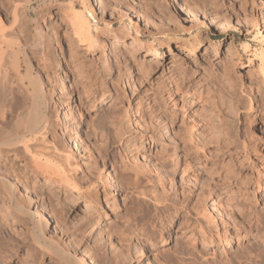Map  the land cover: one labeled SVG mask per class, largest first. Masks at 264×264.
I'll return each mask as SVG.
<instances>
[{
  "label": "rangeland",
  "instance_id": "374dc122",
  "mask_svg": "<svg viewBox=\"0 0 264 264\" xmlns=\"http://www.w3.org/2000/svg\"><path fill=\"white\" fill-rule=\"evenodd\" d=\"M7 1H0L2 17L4 9L9 6L10 1ZM43 1L36 0L32 4L31 17L35 21L40 12L45 18L48 16L47 30L42 25L43 33L53 42H50L56 51L53 55L58 60L52 68L55 71L51 69V75L45 80L47 90L56 89L54 102H61L54 109L60 114L59 119L63 120H59L60 125L52 135L63 142L65 145L59 143L66 146L77 160H71L78 165L73 167L74 173L70 172L72 176L76 175L74 184L77 188H71L69 181H61L62 175L56 179L54 173L49 175L50 171L42 169L40 172L36 166L33 169L29 154H21L14 159L10 155V172L7 176L4 173V176L13 181L14 174L24 169L28 191L25 192L17 181L12 182L15 184L13 190L15 194H20L18 198H23L24 207L28 204L31 214H24L30 218L27 220L28 217L21 215L23 213H17L24 216L23 219L13 213L14 220L11 221L4 209L8 199H5L6 195H0V212L5 211L0 213V264H65L69 260L62 253H56L55 249L57 255L49 251L47 244L52 241L54 247L64 244L66 247L61 249L65 248L73 256L75 254L86 262L84 264H238L234 260L235 255L240 257L242 253L238 247L256 254L259 247L255 237H249L247 241L246 237L240 236V242L234 240L226 246L223 232H227L225 235L236 233L235 227H227V223L231 218L236 219L235 214L238 213H223L219 207L226 200L230 204L237 203L247 195L249 200H253L256 171L241 158L238 145L242 140L255 144L250 147V160H253L255 168L264 165V74L260 68V52L264 50V0H147L150 5H145L146 0H133L131 5L141 8V11L143 9L148 21L147 16L150 12L153 14L152 17L150 15L152 21L145 24L129 11L127 16L115 19L112 32L123 36L122 26H128L129 14L130 24H136L143 46L156 49V55H163V59L156 58L145 47L130 51L127 43L132 41L135 31L125 36V46L117 49L121 51L124 48L121 54L117 50L106 48L103 51L98 48V51L96 48L91 56H80L73 49L69 19H66L71 11L69 1L60 0V5ZM72 1L76 10L72 9L71 13L79 12L81 0ZM89 4L93 6L96 18L105 23L110 13L118 16L112 7L103 12L97 0H89ZM210 14L219 18L212 20ZM32 28H29V34L28 30L21 33L24 35L22 38L18 34L22 42L25 37L29 39L27 52L30 54L36 50L30 43V36L34 34ZM97 29H104L103 23ZM53 30L54 33L50 34ZM92 33H95L94 27ZM54 34L57 43L53 41ZM177 49L183 53H177ZM72 51L80 57L75 53L73 56ZM174 56L177 59L176 71L169 68L172 64L169 57ZM102 57L103 60H100ZM77 61H83L79 63L81 67L77 66ZM102 64L106 69L98 75L95 69ZM183 66L185 70L181 69ZM100 79L105 82L100 84ZM232 102L237 105L238 111L230 106ZM196 109L202 113H195ZM12 122H9L8 128L13 127ZM52 135L48 136L51 141ZM23 159H26L25 162ZM188 163L190 168L186 170ZM196 175L197 181L194 182ZM3 192L0 188V194ZM41 193L46 198L52 196L43 205L35 198ZM28 198L31 202L26 203ZM156 198L163 201L162 208L158 210L155 208ZM52 205L54 207L49 209ZM261 205L262 202L257 204V209H261ZM35 210H41L39 219L44 217L40 219L42 230L40 226L34 229L36 224L32 214ZM200 213L205 214L202 215L205 220ZM60 218H63L62 222H57ZM98 221L99 229L96 227ZM198 226H207L202 229L207 232L205 235L218 233L222 241L219 242L213 234L215 240L210 248L207 241H200L205 235L202 237ZM252 229L247 235L253 234L257 238L264 234V230L258 231L254 226ZM38 233L49 240H39L42 237L39 238ZM85 245L87 249H92L91 252L104 253L105 259L97 254L90 261L84 254L87 250ZM96 258L102 263H96Z\"/></svg>",
  "mask_w": 264,
  "mask_h": 264
},
{
  "label": "bare ground",
  "instance_id": "6f19581e",
  "mask_svg": "<svg viewBox=\"0 0 264 264\" xmlns=\"http://www.w3.org/2000/svg\"><path fill=\"white\" fill-rule=\"evenodd\" d=\"M1 1V0H0ZM3 1V0H2ZM10 1V2H8ZM8 7L5 8V14H4V17H2L3 15H1L2 11L0 10V188L2 189V191H4L3 193L4 194H0V195H6L5 199H8V205L7 207H5L6 205H4V209L5 211H7V216L11 219V221L14 220V215L17 213H23L21 215H24L26 213H30V211L27 209L29 208L27 205L26 207H24V201H22V199L18 198L19 197V193L17 195V193L15 194L14 190L15 189V184L12 183L13 181H17L20 182L22 184V186L24 187V191L27 192L28 191V187L27 185H25V180L24 178H26V174L24 172V169H22L19 173L17 174H14V180L13 181H10L8 180V177L5 178V176H7V173L10 172V168H9V165L11 164L10 162L11 159H9L10 155L13 156V159L18 157L19 155L22 154V156L24 154H29L31 155V159H32V162H33V169H34V166H36L35 168H38L39 171L40 170H46V171H50L49 175L51 174V176H53L52 174L54 173V177L59 178L60 175L63 176V179L61 178V181H65L70 184V187L71 188H77V184H74V182L76 181L75 179V174L74 176H72V173L75 172V169H73V167H75L76 163H72L71 160H75L77 161L73 156H72V153L69 152L66 148V146H63L65 144H63V142L61 141H58L57 138L55 136H53L52 134L55 133V129L56 127H58L60 124H59V115L57 114V110L54 109L55 108V105L57 106L58 108V105L61 104H57L56 102H58V100L56 102H54V93L56 91V89H50V90H47L46 89V82L45 80L47 78H49V76L51 75L50 74V71L51 69L53 68V65H55V63L58 61L55 60V53L56 51L54 50V46L51 43H53L51 41V39L49 40L48 38H46V35L43 33V26L46 27L48 25V22H46L47 18H45V16L43 14H40L37 16V19L34 21L32 20V17H31V6L34 2H36V0H8ZM43 1V0H42ZM69 1V4H70V9L72 11V9H75V3L72 1V0H68ZM132 1L133 0H97V3L100 5V8L103 10V12H105V10L108 12L109 10V7H112L113 9H115L114 11H117V17L114 16L113 13H110L109 14V19L107 20V22H103V20H100V19H97L95 14H94V8L93 6H91L89 4V0H81V5H80V8L81 10L79 12H72L69 11V15L66 17V19H69L68 20V25L70 27V30H71V34H72V39H73V43H74V50L76 51L77 54H80V56H83V57H86L87 55H90V54H93L94 51L98 50V48H101V50H105L106 48L107 49H110L111 51H115V50H120L123 46H125V41H124V38L125 36L127 37L130 32L132 31H135L132 37V41H130L129 43H127L128 45V48H130V51H137V49H142V48H146V50L148 52H152V54L158 58V59H163V55L162 56H158L156 55L157 54V50H152V48L150 46H143L144 44L141 43L142 40H141V36H139V33L137 30H136V24L135 26L134 25H131L130 24V15L128 14V18H129V24L128 26L124 25L122 26V30H124L122 32L123 36H117L116 32H112V26L114 24V21L115 19H119V18H123L125 16H127V12H131L132 15L135 16V18H140L142 19L143 22H145V24L147 23V18H146V15L143 13V9L141 11V8L139 9H136L134 6H132ZM141 1H144V0H141ZM155 1V0H154ZM173 1V0H172ZM5 2V0H4ZM3 2V3H4ZM50 3L52 4L53 2H55V4L59 3L60 0H44L43 3ZM151 2V0H150ZM156 2V1H155ZM207 2V1H206ZM210 2V1H209ZM214 2V1H213ZM212 2V3H213ZM2 3V2H1ZM1 3H0V8H1ZM140 3V2H139ZM147 3V0L145 2V5ZM149 3V2H148ZM147 3V4H148ZM210 3L211 5L210 6H214V4ZM42 4V3H41ZM47 4V3H46ZM45 4V5H46ZM49 4V5H50ZM141 4V3H140ZM154 4V3H153ZM208 4V3H206ZM7 5V3L5 4ZM4 5V6H5ZM60 5V4H58ZM150 5V3H149ZM192 5V4H191ZM57 6V5H56ZM69 6V5H68ZM156 6V5H155ZM158 6V5H157ZM205 6V4H204ZM6 7V6H5ZM59 7V6H58ZM63 7V6H62ZM138 7H139V4H138ZM144 7V6H143ZM142 7V8H143ZM193 7V6H190V8ZM47 8V7H46ZM65 8V7H64ZM146 8V7H145ZM149 7L147 6V9ZM152 8H156V7H152ZM188 8V7H187ZM199 8V7H198ZM203 8V7H201ZM200 8V9H201ZM207 8V7H205ZM60 9V8H59ZM34 10V9H33ZM61 10V9H60ZM76 10V9H75ZM149 10L151 11V8H149ZM186 10V9H185ZM188 10V9H187ZM203 10V9H202ZM36 11V10H35ZM112 11V10H111ZM155 11V10H154ZM190 11V10H189ZM200 11V10H199ZM46 12V11H45ZM43 12V13H45ZM106 12V14H107ZM148 12V10L146 11ZM153 12V11H152ZM191 12V11H190ZM213 12V11H212ZM215 12V10H214ZM217 12V11H216ZM197 13V12H196ZM49 14V13H48ZM216 14V13H214ZM214 14H210L212 20H216L217 18L219 17H216L214 16ZM148 15V13H147ZM150 15H151V12H150ZM150 15L147 16L149 17V21H152L150 20ZM153 15V14H152ZM151 15V17H152ZM219 15V14H218ZM50 16V14H49ZM209 16V17H210ZM133 17V16H132ZM210 18V19H211ZM216 18V19H214ZM230 18V17H229ZM228 18V19H229ZM50 19V18H49ZM152 19V18H151ZM227 19V20H228ZM230 22V20L228 21ZM50 23L49 22V26H50ZM103 23L104 25V29H97V26L99 24ZM153 23V22H152ZM43 25V26H42ZM46 25V26H45ZM220 25V24H219ZM48 26L49 29H51L50 27ZM226 26V25H225ZM30 27H33L34 28V34L32 36H30L31 38V41L30 43H33L34 47H32L33 49L35 48L36 50L33 52V53H28L27 51V48H28V42H29V39L27 37L24 38V41L22 42L20 38H22V34H24L25 31L28 30V33L29 34V28ZM52 27V26H51ZM94 27V30H95V33L93 34L92 33V29ZM32 28V29H33ZM224 29V28H223ZM47 30V27L46 29ZM33 31V30H32ZM55 30H53L52 32H50V34L54 33ZM26 33V32H25ZM48 33V32H47ZM46 33V34H47ZM18 34H20V36H18ZM56 34V32H55ZM53 35L55 36V39L53 40L54 42L57 43V39H56V35ZM49 35V33H48ZM51 36V35H50ZM48 36V37H50ZM52 36V37H53ZM59 38V37H58ZM70 38V37H69ZM195 41V40H194ZM59 42V41H58ZM72 43V42H71ZM72 43V44H73ZM196 43V42H195ZM58 45V44H57ZM192 45V44H191ZM194 45V44H193ZM52 46L54 49H52ZM61 48V47H60ZM72 48V47H71ZM127 48V47H126ZM151 48V49H150ZM168 48V47H167ZM31 48H29V51H30ZM124 49V48H123ZM123 49L121 51H123ZM131 49H134V50H131ZM59 50V49H58ZM116 51L117 53L121 52V51ZM99 51V50H98ZM101 51V52H103ZM73 52V51H72ZM100 52V53H101ZM129 52V51H128ZM54 53V55H53ZM74 53L73 52V56H74ZM75 53L76 56H78L77 54ZM111 53V52H110ZM114 53V52H113ZM177 53L181 54L183 52H179L178 49H177ZM102 54V53H101ZM112 54V53H111ZM121 54V53H120ZM123 54V52H122ZM104 55V54H103ZM115 55V54H114ZM118 55V54H117ZM131 55V53H130ZM134 55V54H133ZM166 55L169 56V53H167ZM177 55V54H176ZM184 55V54H182ZM187 55V54H186ZM78 56V57H80ZM91 56V55H90ZM260 68H262V73L264 74V50H262L260 52ZM35 57V59H33ZM122 57V56H121ZM185 57V56H184ZM99 58V57H98ZM152 58V57H151ZM155 58V59H156ZM115 59L118 60V56H115ZM122 59V58H121ZM138 59V58H137ZM172 59V64L169 66V68H172V70L174 71L175 68H177V66H175V62L177 61V59L175 58V56L173 58H170L169 57V60ZM188 59V58H187ZM35 60V61H34ZM76 60V59H75ZM99 60V59H98ZM100 60H103V57L100 58ZM176 60V61H175ZM185 60V59H184ZM84 61V59H83ZM82 62H78L77 63V66H82V65H79V63H83ZM145 61V60H144ZM158 61V60H157ZM34 62H36V64H34ZM99 62V61H98ZM103 62V61H102ZM105 62V61H104ZM150 62V60H149ZM156 62V61H155ZM171 62V61H170ZM59 64V62H58ZM152 64V63H151ZM160 64V63H159ZM158 64V65H159ZM181 64V62H180ZM60 65V64H59ZM106 65V64H105ZM154 65V63H153ZM157 65V63H156ZM76 66V65H75ZM99 66V65H98ZM104 65L102 64V66H99L97 67L95 70L97 71L96 73L99 75V74H103L102 73V70L103 69H106L105 67H103ZM161 66V65H160ZM179 66V64H178ZM155 67V66H154ZM55 68V66H54ZM108 68V67H107ZM184 68L181 67V69ZM53 70V69H52ZM171 70V71H172ZM177 69H175L176 71ZM183 70V69H182ZM185 70V68H184ZM261 70V69H260ZM55 71V70H53ZM52 71V72H53ZM59 71V69L57 70ZM57 71L55 72V74L57 73ZM78 71V70H77ZM180 71V70H179ZM178 71V72H179ZM51 72V73H52ZM95 72V71H94ZM186 72V71H184ZM105 73V72H104ZM172 73V72H171ZM176 73V72H175ZM80 74V73H79ZM60 75V74H59ZM96 75V74H95ZM181 75V74H180ZM182 76V75H181ZM53 78V76H51ZM50 77V78H51ZM56 77V76H55ZM98 77V76H96ZM61 78V77H60ZM181 79V77H180ZM179 79V80H180ZM61 81V80H60ZM184 81V80H183ZM188 81V80H187ZM48 82V81H47ZM56 82V81H55ZM54 82V83H55ZM59 82V80H58ZM57 82V83H58ZM100 84L101 83H104L105 81L100 79L99 80ZM202 82V80H201ZM195 83V82H194ZM49 84V83H47ZM53 84V83H52ZM179 84V83H178ZM192 84V83H191ZM228 84V83H227ZM230 84V83H229ZM56 85V83H55ZM183 85V84H182ZM190 85V84H188ZM187 85V86H188ZM57 86V85H56ZM59 86V85H58ZM179 86V85H177ZM181 86V84H180ZM186 86V87H187ZM199 86H200V83H199ZM232 86V85H231ZM53 87V86H52ZM51 87V88H52ZM55 87V86H54ZM63 87V86H62ZM197 87V85L195 86V88ZM56 88V87H55ZM183 88V87H182ZM203 88V87H201ZM49 89V87H48ZM60 89V87H59ZM186 89V88H185ZM197 89V88H196ZM231 89V88H230ZM233 89V88H232ZM63 90V89H62ZM204 90V89H203ZM235 90V89H234ZM59 91V90H58ZM199 91V90H198ZM229 91V90H228ZM233 91V90H232ZM236 91V90H235ZM57 93V92H56ZM235 96H236V92H234ZM59 94V93H58ZM227 95V94H226ZM230 95V94H229ZM232 95V94H231ZM61 96V95H60ZM233 96V95H232ZM63 99V97H62ZM250 99V98H249ZM248 99V100H249ZM64 100V99H63ZM232 100V98H231ZM251 100V99H250ZM28 102L30 103L29 104V107H28ZM59 103V102H58ZM236 103V102H235ZM248 103V102H247ZM250 103V102H249ZM248 103V104H249ZM230 104H231V101H230ZM229 104V105H230ZM237 104V103H236ZM250 105V104H249ZM31 106V107H30ZM53 106V107H52ZM231 107L233 106V108H235L234 110L235 111H238V107L236 108L237 105H234L233 102H232V105H230ZM61 107V106H60ZM233 110V108H231ZM251 107V106H250ZM249 107V108H250ZM195 110V109H194ZM61 111V110H60ZM200 110L199 109H196V112L197 114H200L202 112H199ZM233 112V111H232ZM60 113V112H59ZM231 113V111H230ZM64 114V113H63ZM65 115V114H64ZM233 115V114H231ZM235 118V117H234ZM15 119V120H14ZM63 120V119H61ZM11 121H14L12 122L13 123V127H10L8 128L9 126V122ZM233 121V120H232ZM237 121V120H236ZM234 121V122H236ZM160 123V122H159ZM11 126V124H10ZM233 126V125H232ZM60 128V127H59ZM237 130V128H236ZM235 130V131H236ZM234 132V131H233ZM232 132V133H233ZM237 132V131H236ZM95 133V132H94ZM235 133V132H234ZM57 134V133H56ZM49 135H52V140H49L48 139V136ZM235 135V134H234ZM57 136V135H56ZM234 139L235 136H233ZM254 140V139H253ZM236 141V140H235ZM62 144H60V143ZM237 142H240V141H237ZM254 143L256 141H253ZM237 144V143H236ZM251 143L247 142V141H241V143L238 145V148L239 150L241 151V158L243 161H247L248 165L250 167H254L255 171H256V176H255V181H254V187H253V190H252V199L253 200H249V195H247L245 198H243L242 200L238 201L237 203H228V200H226V202L222 203V205H220L219 208L222 209V212L223 213H238V214H235L236 215V219H232L231 220L229 219V221H231L229 223H227V227H231V226H234L235 229H236V233L231 235V233L229 234H226L227 232H223L224 233V238L223 240L225 241L226 243V246H230L231 243L236 240V242H240L239 241V237L240 236H243V237H246L245 239L247 241H249V237L254 239L253 237H255L256 239V243L258 242V251L256 254H254V252H246V249L245 248H240L238 247L239 249H242V253H241V256L240 257H237L235 255V259L238 264H264V234H259L262 235V236H259L256 238V236H254L253 234H250V235H247L248 232H249V229H252V226H254L256 228V230L260 231V230H264V214H258V213H264V165L262 164L259 168H255L254 164H253V160H250L251 159V155H250V147H254L255 144L253 145H250ZM62 145V146H61ZM75 145V144H74ZM257 147V146H256ZM61 148V150L59 149ZM254 152L255 149H253ZM257 150V149H256ZM187 151V150H186ZM239 151V152H240ZM25 157V156H24ZM23 157V158H24ZM19 158V157H18ZM27 159V158H26ZM25 159V160H26ZM16 160V159H15ZM24 160V159H23ZM24 160V162H25ZM29 160V159H28ZM27 160V161H28ZM264 160V159H263ZM26 161V162H27ZM74 161V162H75ZM18 162V161H17ZM186 162V161H185ZM263 162V161H261ZM30 163V161H28V164ZM183 163V162H182ZM18 164V163H17ZM189 164V165H188ZM186 164V170L190 168V163ZM261 164V163H260ZM14 165V164H13ZM178 165V163L176 164ZM11 166V165H10ZM30 166L32 167V165L30 164ZM29 166V167H30ZM184 166V168H185ZM14 167V166H13ZM26 167V166H25ZM78 167V166H77ZM76 167V168H77ZM258 167V166H257ZM17 168V167H16ZM41 168V169H40ZM72 168V169H70ZM27 169V168H26ZM16 170V169H15ZM14 171V170H13ZM34 171V170H33ZM36 171V169H35ZM34 171V172H35ZM38 171V170H37ZM74 171V172H72ZM27 172V171H26ZM33 172V173H34ZM41 172V171H40ZM44 172V171H42ZM52 172V173H51ZM72 172V173H70ZM183 172V171H182ZM4 173L5 176H4ZM36 173V172H35ZM190 173V172H189ZM13 174V173H12ZM48 174V172L46 173ZM59 175V176H58ZM110 175V174H109ZM182 175V174H181ZM20 176V177H19ZM39 176V174H38ZM183 177V176H182ZM9 179H11L9 177ZM16 179V180H15ZM29 179V178H28ZM60 179V178H59ZM79 179V178H78ZM82 179H83V176H82ZM184 179V178H183ZM192 179V178H191ZM22 180V181H21ZM43 180V179H42ZM189 180V179H188ZM30 181V179H29ZM197 181V175L194 177V182ZM45 184H47V179H46V182L43 181ZM42 182V183H43ZM183 182V181H182ZM28 183V182H27ZM33 183V182H31ZM43 183V184H44ZM68 183V185H69ZM20 184V185H21ZM34 184V183H33ZM29 185V184H28ZM36 185V184H35ZM195 185V184H194ZM33 186V185H32ZM52 186V185H51ZM67 186V185H66ZM76 186V187H75ZM40 187V186H39ZM31 188V187H30ZM37 188V187H36ZM45 189V188H44ZM40 190V189H39ZM72 190V189H71ZM76 191V190H75ZM17 192V191H16ZM31 192V191H30ZM38 192V191H37ZM40 192V191H39ZM42 192V190H41ZM48 194L49 193V190L47 191ZM63 192V191H62ZM78 192V190H77ZM97 192V191H96ZM211 192V191H210ZM29 193V192H28ZM33 193V192H32ZM35 193V192H34ZM30 194V193H29ZM47 194V195H48ZM212 194V193H211ZM214 194V193H213ZM53 195V193H52ZM97 195V194H96ZM201 195V194H200ZM221 195V194H220ZM2 196V197H3ZM49 196V195H48ZM213 196V195H211ZM31 197V196H30ZM33 197V196H32ZM52 197V196H50ZM48 197V198H50ZM105 197V196H104ZM217 198H219V196H216ZM35 198L36 199H39V202L41 203V205L45 204V200L47 199L49 201L48 198H46V196L44 194H39V195H35ZM227 198V197H226ZM229 198V197H228ZM33 199V198H32ZM35 199V200H36ZM66 199V198H65ZM213 199V198H212ZM220 199V198H219ZM218 199V200H219ZM28 202L26 203H29L31 202L28 198ZM56 200V199H55ZM244 200V201H243ZM37 201V200H36ZM52 201V200H50ZM54 201V200H53ZM57 201V200H56ZM59 201V200H58ZM77 201V200H76ZM155 208L158 210L159 208H162V203L163 201L159 200V199H155ZM217 201V200H216ZM2 203V200L0 201ZM45 202V203H44ZM79 202V201H78ZM212 202V201H211ZM230 202V200H229ZM260 202H262V208L261 209H257V204H259ZM7 203V202H6ZM39 203V204H40ZM52 203V202H50ZM54 203H56L54 201ZM212 204V203H211ZM216 204V203H215ZM57 205V204H56ZM71 205V204H70ZM76 205V204H75ZM156 205H160L161 207H157ZM214 205V204H212ZM46 206V205H45ZM44 206V207H45ZM61 206V205H59ZM210 206V205H209ZM215 206V205H214ZM219 206V205H217ZM44 207H42L41 209H43ZM54 206L52 205L51 208L49 209H52ZM57 207V206H56ZM199 207V206H198ZM203 207V206H202ZM205 207V206H204ZM212 207V206H210ZM237 207H238V210H237ZM47 207H45L46 209ZM88 208V206H87ZM154 208V209H155ZM214 208V207H213ZM236 208V209H235ZM1 209V208H0ZM27 209V210H26ZM155 209V210H156ZM216 209V208H214ZM218 209V208H217ZM24 210L25 213H24ZM94 210V209H92ZM199 210V209H198ZM203 209H201V212H202ZM220 210V209H218ZM3 211V212H5ZM52 211V210H51ZM205 211V210H204ZM208 211V210H207ZM3 212H0V213H3ZM40 211H37L35 210L34 213L32 214L34 218V223L36 224V227L35 228H38L39 229V226H40V219H43V218H40V216H42V213H40ZM45 212V210L43 211ZM47 212V210H46ZM53 212V211H52ZM63 212V211H61ZM209 212V211H208ZM207 212V213H208ZM14 213V215H13ZM50 213V212H49ZM54 213V212H53ZM87 213V212H86ZM203 213H206V212H203ZM219 213V211H218ZM222 213V214H223ZM31 214V213H30ZM44 214V213H43ZM48 214V213H46ZM59 214V213H58ZM232 214V215H234ZM29 215V214H28ZM45 215V214H44ZM201 217L203 218L202 215L205 216V214H201ZM212 215V214H211ZM231 215V216H232ZM5 216V215H4ZM20 216V215H17V217ZM25 216V215H24ZM20 216V218H24ZM48 216V215H47ZM218 216V215H216ZM215 216V217H216ZM223 216V215H222ZM26 217V216H25ZM28 217V216H27ZM26 217V218H27ZM220 217V216H219ZM229 217V215L227 214V218ZM6 219V217H4ZM25 218V219H26ZM210 218V217H209ZM208 218V219H209ZM234 218V217H233ZM30 219L29 217L27 218V220ZM63 219V218H62ZM62 219L60 218L57 222H59L61 220L62 222ZM98 220L100 219L97 218ZM96 219V220H97ZM204 219V218H203ZM206 219V217H205ZM204 219V220H205ZM217 219V218H216ZM225 219V218H223ZM26 220V221H27ZM32 220V219H31ZM31 220H30V224L32 225L31 223ZM88 220V219H87ZM210 220V219H209ZM208 220V222L210 223V221ZM214 220V219H213ZM218 220V219H217ZM220 220V219H219ZM253 220V221H252ZM9 221V220H8ZM7 221V222H8ZM10 221V222H11ZM23 222V220H20ZM42 221V220H41ZM100 221V220H99ZM99 221H98V224H97V228L99 227ZM171 221V220H170ZM223 221V220H222ZM15 222V221H14ZM13 222V223H14ZM21 222V223H22ZM33 222V221H32ZM56 222V221H55ZM60 222V223H61ZM92 222V221H90ZM95 222V221H94ZM93 222V223H94ZM212 222V221H211ZM219 222V221H218ZM221 222V221H220ZM225 222H227V220H225ZM42 223L41 222V226H42ZM88 223V222H87ZM59 224V223H58ZM91 224V223H90ZM213 224V223H212ZM214 224L216 225L215 221H214ZM226 224V223H225ZM246 224H252V226H246ZM61 225V224H60ZM64 225V224H63ZM84 225V224H83ZM95 225V224H94ZM211 224H209L210 226ZM222 225V224H221ZM40 226V229L42 230V227ZM93 226V225H92ZM202 226V225H201ZM87 227V225H86ZM85 227V228H86ZM207 226H205L206 228ZM216 227V226H215ZM218 227V226H217ZM222 227V226H221ZM225 227V226H223ZM248 227V230L246 231V228ZM44 228V227H43ZM61 228V226H60ZM83 228V227H82ZM95 228V227H94ZM199 228V232L200 234L202 235H205L206 233L203 232V230L205 228H202L200 226H198ZM211 228V227H210ZM226 228V227H225ZM224 228V229H225ZM57 229V228H56ZM59 229V228H58ZM84 229V228H83ZM99 229V228H98ZM203 229V230H202ZM209 229V228H208ZM207 229V231H208ZM62 230V228H61ZM85 230V229H84ZM87 230V229H86ZM91 230V229H90ZM210 230V229H209ZM213 230V229H212ZM253 230V229H252ZM255 230V229H254ZM167 231V229L165 230ZM164 231V232H165ZM198 231V230H197ZM41 231H39L40 233ZM169 232V231H168ZM215 232V231H214ZM38 233V234H39ZM43 233V232H42ZM41 233V234H42ZM87 234L89 232H86ZM92 233V232H91ZM251 233V232H250ZM255 233V232H254ZM258 233V232H257ZM256 233V234H257ZM37 234V235H38ZM80 234V233H79ZM213 234H216L214 235L215 237H217V240L220 242L222 241V237L221 236H218L217 234L218 233H212L210 232V234L208 236H204L202 239L200 237V241L204 242V241H207V243L209 244L210 248L213 247V241L215 240L213 237ZM93 235V234H92ZM169 235V233H168ZM200 235V236H201ZM252 235V236H251ZM84 236H87L86 234ZM83 236V237H84ZM38 237V236H37ZM42 239H39L41 238ZM40 237V234H39V240L43 241V240H47L48 238L46 237L45 239V236L43 237V234L42 236ZM67 237V236H66ZM44 238V239H43ZM85 238V237H84ZM92 238V237H91ZM199 238V237H198ZM52 239V238H51ZM76 239V238H75ZM168 239V237H167ZM49 240V239H48ZM79 240V239H78ZM81 240V239H80ZM79 240V241H80ZM84 240V239H83ZM86 240V239H85ZM93 240V239H92ZM58 241V240H57ZM56 241V242H57ZM68 241V239H67ZM71 241V240H70ZM73 241V240H72ZM217 241V242H218ZM48 243L50 241H47ZM69 242V241H68ZM74 243L76 241H73ZM81 242V241H80ZM169 242V241H168ZM44 243V242H43ZM72 243V242H71ZM78 243V242H77ZM76 243V244H77ZM93 243V242H92ZM110 243V242H109ZM165 243L167 244V241H165ZM249 243V242H247ZM45 244H46V241H45ZM53 241L50 242L48 245V248H49V251L50 252H53V253H57L58 251L60 252V254L62 253L65 258L67 260H69L68 262L66 261L65 264L71 262V264H84L86 262H82V259H78L77 257H75V254L74 256L71 255L68 250L66 251L65 248L64 250L61 249L63 246H65L63 244V246L61 247L60 245H56L54 247L53 245ZM56 244V243H55ZM76 244H71L72 246L76 245ZM84 244V243H83ZM221 244V243H220ZM224 244V243H223ZM245 244V243H243ZM62 245V244H61ZM91 245V244H90ZM240 245V244H238ZM83 246V245H82ZM86 246V247H85ZM84 248L87 249V245H85ZM208 246V245H207ZM224 246V245H223ZM66 247V246H65ZM68 247V245H67ZM46 248V249H48ZM72 248V247H71ZM93 248V247H92ZM55 249V252L54 250ZM75 249V248H74ZM96 249V248H95ZM84 250V249H83ZM94 250V249H93ZM108 250V249H107ZM46 251V250H45ZM47 251V252H49ZM92 249H87L84 251V254H86V256H88V259L90 261L94 260L96 256H98L97 254H99V252L96 254L95 252H91ZM49 252V253H50ZM82 252V250H81ZM140 252V250H139ZM55 253V254H56ZM103 253V252H102ZM112 253V251H111ZM54 254V255H55ZM61 254V255H62ZM73 254V253H72ZM117 254V253H116ZM51 255V254H50ZM57 255V254H56ZM83 255V254H82ZM102 255V254H99V256ZM104 255V253H103ZM102 255V256H103ZM85 256V257H86ZM119 256V255H118ZM62 257V256H61ZM104 257V256H103ZM81 258V257H80ZM99 259H101L100 257H98ZM98 258H96V263L99 262L98 261ZM119 258V257H118ZM117 258V260H118ZM105 259V257H104ZM107 259V258H106ZM84 260V259H83ZM226 260V259H225ZM233 260V261H234ZM62 261V258L61 260ZM106 260H104L105 262ZM229 261H232L231 259ZM94 262V263H95ZM101 262V261H100ZM102 263V262H101ZM183 264H187L186 262H184Z\"/></svg>",
  "mask_w": 264,
  "mask_h": 264
}]
</instances>
